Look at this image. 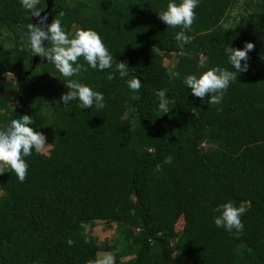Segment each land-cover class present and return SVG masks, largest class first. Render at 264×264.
<instances>
[{
  "label": "trees",
  "instance_id": "16d2710c",
  "mask_svg": "<svg viewBox=\"0 0 264 264\" xmlns=\"http://www.w3.org/2000/svg\"><path fill=\"white\" fill-rule=\"evenodd\" d=\"M52 4L51 21L63 11L67 32L97 31L141 87L132 91L118 74L108 80L112 69H91L81 57L87 70L73 78L103 92L105 106L65 105L68 78L46 57L36 62L22 39L38 20L20 0H0V126L31 115L49 144L25 157L23 183L11 169L0 172V264H85L103 251L114 264H264V0H200L183 49L174 40L179 26L156 14L167 0ZM246 42L248 70L219 104L183 85L198 64L235 71L224 49ZM174 56L170 69L163 59ZM161 88L167 113L157 107ZM225 200L245 208L238 237L213 223L212 209ZM95 221L115 225L111 243L88 231Z\"/></svg>",
  "mask_w": 264,
  "mask_h": 264
},
{
  "label": "clouds",
  "instance_id": "9594fccd",
  "mask_svg": "<svg viewBox=\"0 0 264 264\" xmlns=\"http://www.w3.org/2000/svg\"><path fill=\"white\" fill-rule=\"evenodd\" d=\"M199 2L200 0H167L166 7L156 12L159 19L167 26L173 28L179 26L180 30L174 34L179 49H183L192 40V36L188 33L192 30L191 26L196 16L194 9ZM20 3L28 10L29 16H35L38 20L35 24L27 23L22 37L27 41L31 54L46 57L63 77L68 78L64 82L68 91L60 97V101L65 105L75 100L78 101L80 109H89L93 106L100 109L105 106L103 92L96 90L93 85L73 78L78 76L82 69L87 70L78 62L81 57L91 69L101 71L112 69L106 73V79L112 80L118 74L129 89L134 92L140 89V78L133 76L127 79L130 68L126 62L117 60L113 62V55L97 31L81 26L69 33L58 18L65 15L63 11L58 12L51 23H46L48 14L41 15L43 9L38 6L39 0H20ZM45 40L47 46L43 43ZM252 48L251 42H246L243 48H234L228 44L224 51L235 71L217 65L201 71L203 65L198 64L195 72L182 77L183 85L189 87L191 93L201 100L207 94L209 104H219L230 83L237 80L238 73L248 70V52ZM173 75L180 76V73L176 72ZM166 92L165 88L155 90L157 107L163 113L169 112ZM33 123L32 116L24 114L16 115L7 124L0 126V172L11 169L21 183L24 182L29 167L25 157L31 156L33 150L37 153L41 152L48 145L45 135L33 129L31 126ZM212 212L214 213L212 220L217 228H223L237 237L242 234L244 225L241 215L245 212L244 207L237 206L232 200H225L223 203H218ZM66 242L69 246L73 244L70 238ZM114 261L115 254L109 252L98 254L94 259L87 260L85 264H114Z\"/></svg>",
  "mask_w": 264,
  "mask_h": 264
},
{
  "label": "rangeland",
  "instance_id": "374dc122",
  "mask_svg": "<svg viewBox=\"0 0 264 264\" xmlns=\"http://www.w3.org/2000/svg\"><path fill=\"white\" fill-rule=\"evenodd\" d=\"M52 5L53 4H51V7H52ZM239 9L240 8H236L231 12V18L238 20ZM51 18H52V16L50 17V15H48L47 22H48V20L51 21ZM48 23H51V22H48ZM39 58H40V56L36 55L35 61L37 62ZM175 59H176L175 56L170 58V59L164 58L163 63H164V65H166L168 68L171 69L173 67L174 62H175ZM14 105H15V102H9L8 103V107L10 109L13 108ZM163 124L167 125V118L166 117L163 118ZM46 144H48V143L46 142ZM48 147H49V144L46 145L45 148H43L42 150L46 151L48 149ZM0 193H1V191H0ZM182 225H183V220H182V218H179V220L175 224L176 231H179L181 229ZM114 227H115V225H112L111 228H107V226L104 224L103 221H95L94 224L88 228V231L90 233H92L93 235H96L99 243H101V244L105 243L104 244V246H105L107 243H111L115 237ZM103 253H108V252H104V251L99 252V254H103Z\"/></svg>",
  "mask_w": 264,
  "mask_h": 264
},
{
  "label": "water",
  "instance_id": "95a60500",
  "mask_svg": "<svg viewBox=\"0 0 264 264\" xmlns=\"http://www.w3.org/2000/svg\"><path fill=\"white\" fill-rule=\"evenodd\" d=\"M51 4H52V0H47L46 1V7L45 9L41 12V15H43L44 13H49V10L51 8ZM49 15V14H48ZM48 17V16H47ZM51 17V16H50ZM34 21H37V17L34 16ZM38 23V21H37ZM47 23V22H46Z\"/></svg>",
  "mask_w": 264,
  "mask_h": 264
},
{
  "label": "built area",
  "instance_id": "2783aa9c",
  "mask_svg": "<svg viewBox=\"0 0 264 264\" xmlns=\"http://www.w3.org/2000/svg\"><path fill=\"white\" fill-rule=\"evenodd\" d=\"M263 59H264V56H263Z\"/></svg>",
  "mask_w": 264,
  "mask_h": 264
}]
</instances>
